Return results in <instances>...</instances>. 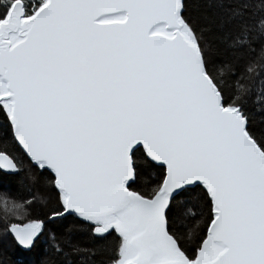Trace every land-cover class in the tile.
Listing matches in <instances>:
<instances>
[{
  "label": "snow or ice",
  "instance_id": "snow-or-ice-1",
  "mask_svg": "<svg viewBox=\"0 0 264 264\" xmlns=\"http://www.w3.org/2000/svg\"><path fill=\"white\" fill-rule=\"evenodd\" d=\"M257 46L264 0H0V264H264Z\"/></svg>",
  "mask_w": 264,
  "mask_h": 264
},
{
  "label": "trees",
  "instance_id": "trees-1",
  "mask_svg": "<svg viewBox=\"0 0 264 264\" xmlns=\"http://www.w3.org/2000/svg\"><path fill=\"white\" fill-rule=\"evenodd\" d=\"M248 57H253L257 62H258V66H259V62L261 60H264V53H262L259 49V47L257 46L255 51H249L248 49H245L244 52V60L239 61L240 64H243L247 61ZM27 182V181H26ZM33 192H35L37 195L44 197L47 194L44 193L41 189L40 185H36L34 187H32L31 189ZM18 194L21 196L24 195H28V190L24 188L23 185L20 186L19 190H18Z\"/></svg>",
  "mask_w": 264,
  "mask_h": 264
}]
</instances>
